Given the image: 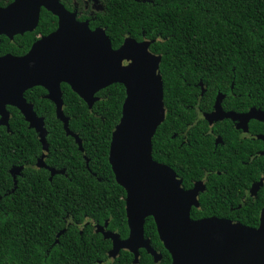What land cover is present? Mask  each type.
I'll return each instance as SVG.
<instances>
[{
	"label": "trees",
	"instance_id": "16d2710c",
	"mask_svg": "<svg viewBox=\"0 0 264 264\" xmlns=\"http://www.w3.org/2000/svg\"><path fill=\"white\" fill-rule=\"evenodd\" d=\"M10 2L0 0V6ZM57 20L43 9L35 31L17 35L13 40L0 37V55L26 54L40 36L57 28ZM101 20L114 48L120 47L128 34L138 40L143 39V34L147 39H156L151 50L162 57L166 119L153 138L155 160L179 171L181 155L172 136L192 120L201 81L207 88L201 103L206 110L211 109L219 91L233 97L243 89L248 90V106L264 108V0H111ZM62 89L64 113L70 119V129L82 139L84 151L66 134L56 116V106L45 97L47 91L43 87L27 90L25 97L45 118L50 146L47 164L65 168L66 174L50 180V171L36 167L37 158L43 153L42 144L16 107H8L10 131L0 126V264L105 261L111 242L100 234H92L89 227L83 236L75 226L69 227L61 235L60 245L50 248L56 233L66 227L67 216L76 223H83L86 217L101 223L111 219L109 228L122 237L128 235L126 191L116 182L109 162L112 132L122 116L126 89L122 84H113L101 90L97 93L100 100L91 109L69 85L63 84ZM198 152L188 149L184 154L187 168L183 174L187 177L198 175L195 168L199 169L200 163L208 165L205 150ZM21 165L25 169L13 190L11 169ZM242 180L236 171L232 179H227L231 187L228 191L203 195L201 207L192 209V217H232L258 227L261 204L231 211L217 196L241 187ZM145 234L163 258L155 263L143 250L139 264H172L153 217L146 220ZM133 260V254L124 250L114 264H132Z\"/></svg>",
	"mask_w": 264,
	"mask_h": 264
},
{
	"label": "water",
	"instance_id": "95a60500",
	"mask_svg": "<svg viewBox=\"0 0 264 264\" xmlns=\"http://www.w3.org/2000/svg\"><path fill=\"white\" fill-rule=\"evenodd\" d=\"M43 8L58 18V28L41 36L24 55H0V126L10 131L9 106L22 113L43 147L37 166L49 170L52 180L65 169L57 170L45 163L49 152L45 118L27 100L26 91L39 86L47 90L45 97L56 105V116L66 134L84 151L82 139L70 129V119L63 110L62 83L68 84L90 109L100 100L97 93L101 90L113 84L124 85L126 98L112 132L109 162L116 182L126 191L130 232L122 239L106 226L98 228L113 242L115 256L126 249L139 262V250L144 248L158 262L161 255L145 237L146 218L153 217L172 264H264V208L258 227L217 216L194 219L192 209L199 205L197 188L186 190L175 170L153 157V138L166 119L162 57L150 51L155 40L138 41L128 36L114 48L104 28L92 30L60 0H12L0 6V37L13 40L35 31ZM199 86L206 88L202 81ZM222 99L219 94L215 111L206 115L210 122L224 117L264 120V111L255 108L241 115L224 113ZM85 159L88 164L89 159ZM23 168L11 169L13 190Z\"/></svg>",
	"mask_w": 264,
	"mask_h": 264
},
{
	"label": "flooded vegetation",
	"instance_id": "af4514ba",
	"mask_svg": "<svg viewBox=\"0 0 264 264\" xmlns=\"http://www.w3.org/2000/svg\"><path fill=\"white\" fill-rule=\"evenodd\" d=\"M60 1L67 8V10L71 12H76L77 19L79 21L88 22L92 30H96L97 28H104L106 30V26H104L102 23L101 16H103L105 13L108 12V6L111 3V0H60ZM114 1L115 0H112V2ZM145 35L146 34H143L142 40H138L136 38L135 39L138 41H144V40L156 41V39H147ZM128 36L131 35L128 34L125 38H127ZM152 45L153 43L151 44V46ZM150 51L153 52L151 50V47H150ZM63 84L66 83H62V86ZM204 90L199 86V90L195 95V99L197 101L196 102L197 109L193 114L192 120H189L185 123L180 133H176L175 135L172 136L177 140L176 146L180 151V155H181V161L179 162V171L175 170L170 164L168 163L165 164L171 166L175 170V172L181 177L183 186L186 190H193L197 188L198 191L197 199L199 201V205L197 207L194 206L193 208L201 207V200L203 195L205 194L208 195L210 193H216L219 191L223 193L225 190L228 189V187L231 188L230 185L227 183V179H232L233 174L236 171H238L239 175H242V179H243L242 182L240 183L241 187L239 186L233 187L232 192L231 193L229 192V194L227 195L224 196L217 195L220 199V202L223 204V206L229 207L231 211H234L235 209H240L242 207L261 204L262 205V208L260 210V214H261V211L264 208V120L252 118L246 121L245 119L233 120L232 118L224 117L221 119L214 120L213 122H210L206 118V115L213 113L215 111V104L219 94L223 95L221 108L224 113L235 112L241 115L250 112V110L253 108L260 111H264V108L262 106H256V105L248 106L247 105L248 96H249L248 90L243 89L240 91L241 94H233V97L229 96L227 93H222L219 91L216 94V96L213 98V101L211 100L212 101L211 109L206 110L205 106L204 107L201 106V103L204 100L205 94L207 92V88H205ZM231 90L233 92V88H231ZM63 96H64V92H63ZM231 100H234L236 103H232ZM225 101L226 104H224ZM188 149L196 151V154H199L198 151H202V149H204L209 158V160L207 159L208 165L205 166L200 163L199 169H197V167L195 168L196 174L198 175L194 178L191 177V175L187 177L186 175L183 174L185 173L187 168L184 154L187 153ZM40 157L37 158V162ZM47 157L48 155L45 158L46 164H47L46 161ZM37 162H36V167L38 169H43L37 166ZM88 165L89 164H87V166ZM21 166L24 167L23 168L24 170L25 165H21ZM64 169L65 168L57 169V170H64ZM23 170L21 171L20 175H22ZM60 174H66V169L64 173H60ZM220 218L236 220L233 219L232 217H220ZM126 219L129 229L127 214H126ZM110 222L111 219H106L104 220L103 223H101L100 221H96L92 218L86 217V220L83 223H78V222L76 223L70 216H67V219L65 220L66 227L56 233L55 242L51 245L50 248L52 249L56 245H60V237L61 235L65 234V232L69 227L75 226V228L79 229L81 236H83L84 229L86 227H89L92 230V234H100L103 240H109L111 242V248L107 251L108 258L105 261H100V264H114L117 258L120 257L122 251L126 249H122L115 256V254L113 253V242L110 239H106L104 235L98 231V228L106 226V230L120 234L122 239L128 237L130 229L128 235L126 237H122L121 233H119L117 230H112L111 228H109ZM145 225H146V221H145ZM63 230L64 232L61 233ZM145 237L151 240V238L147 237L146 234ZM151 245L155 249V251L161 255V258L158 260V262L155 261V256L148 253L147 249L141 248L139 250L140 252L139 262H135V255L129 250H126L132 253L134 256V260L132 264L140 263V257L143 250L152 256L155 263L161 262L163 258L162 253L153 246L152 240H151ZM49 251H50L49 249L46 250L48 254Z\"/></svg>",
	"mask_w": 264,
	"mask_h": 264
}]
</instances>
